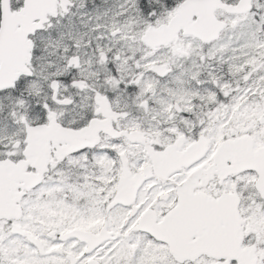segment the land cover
Masks as SVG:
<instances>
[{
    "label": "snow or ice",
    "instance_id": "1",
    "mask_svg": "<svg viewBox=\"0 0 264 264\" xmlns=\"http://www.w3.org/2000/svg\"><path fill=\"white\" fill-rule=\"evenodd\" d=\"M0 264H264V0H0Z\"/></svg>",
    "mask_w": 264,
    "mask_h": 264
}]
</instances>
